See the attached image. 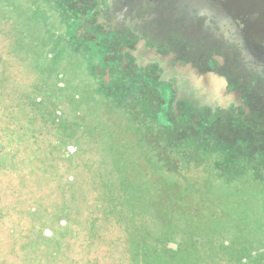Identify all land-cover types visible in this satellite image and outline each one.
Returning a JSON list of instances; mask_svg holds the SVG:
<instances>
[{
	"label": "rangeland",
	"instance_id": "rangeland-1",
	"mask_svg": "<svg viewBox=\"0 0 264 264\" xmlns=\"http://www.w3.org/2000/svg\"><path fill=\"white\" fill-rule=\"evenodd\" d=\"M99 2L0 0V264H264V89L175 118Z\"/></svg>",
	"mask_w": 264,
	"mask_h": 264
},
{
	"label": "flooded vegetation",
	"instance_id": "flooded-vegetation-1",
	"mask_svg": "<svg viewBox=\"0 0 264 264\" xmlns=\"http://www.w3.org/2000/svg\"><path fill=\"white\" fill-rule=\"evenodd\" d=\"M92 13H96L102 34L121 42L117 56L108 57L107 64L119 62V73L143 75L169 88L175 118L180 117L183 104L196 111H210L212 116L229 112L246 119L253 116L250 99L243 90L233 87L236 77H241L240 81L252 84L246 88L248 93L253 94L256 85L264 89V36H254L253 28L242 31L230 15L209 14L198 0H100ZM108 36L105 39L109 40ZM96 39L89 36V42L98 45V55L104 50ZM179 44L207 52L188 58L185 55L189 50H180ZM181 67L224 78L227 91L235 93L237 99L223 107L217 103L198 106L189 96L178 97ZM105 74L110 84L112 71L107 69Z\"/></svg>",
	"mask_w": 264,
	"mask_h": 264
},
{
	"label": "water",
	"instance_id": "water-1",
	"mask_svg": "<svg viewBox=\"0 0 264 264\" xmlns=\"http://www.w3.org/2000/svg\"><path fill=\"white\" fill-rule=\"evenodd\" d=\"M209 14L230 15L242 31L251 30L254 36H264V0H198ZM259 30H256V29ZM259 31V32H257ZM256 34V35H255ZM260 34V35H258ZM178 97L189 96L198 106L217 105L226 107L237 99L226 89L224 78L214 74L201 75L190 67L179 68Z\"/></svg>",
	"mask_w": 264,
	"mask_h": 264
}]
</instances>
